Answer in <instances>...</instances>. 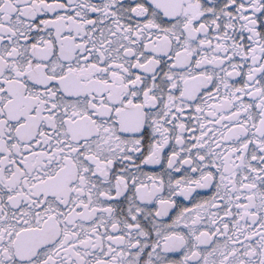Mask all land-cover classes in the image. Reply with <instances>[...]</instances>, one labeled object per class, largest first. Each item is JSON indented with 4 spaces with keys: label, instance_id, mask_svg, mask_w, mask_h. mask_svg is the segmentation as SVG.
Listing matches in <instances>:
<instances>
[{
    "label": "snow or ice",
    "instance_id": "1",
    "mask_svg": "<svg viewBox=\"0 0 264 264\" xmlns=\"http://www.w3.org/2000/svg\"><path fill=\"white\" fill-rule=\"evenodd\" d=\"M0 264H264V0H0Z\"/></svg>",
    "mask_w": 264,
    "mask_h": 264
}]
</instances>
